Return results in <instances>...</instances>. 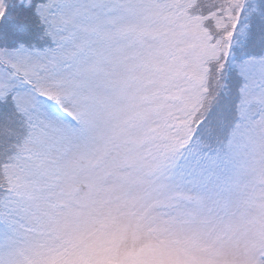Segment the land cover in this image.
I'll return each instance as SVG.
<instances>
[{"label":"snow or ice","instance_id":"snow-or-ice-1","mask_svg":"<svg viewBox=\"0 0 264 264\" xmlns=\"http://www.w3.org/2000/svg\"><path fill=\"white\" fill-rule=\"evenodd\" d=\"M0 264H264V0H0Z\"/></svg>","mask_w":264,"mask_h":264}]
</instances>
